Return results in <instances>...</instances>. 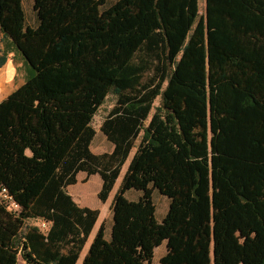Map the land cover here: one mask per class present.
I'll return each instance as SVG.
<instances>
[{
    "label": "trees",
    "instance_id": "obj_1",
    "mask_svg": "<svg viewBox=\"0 0 264 264\" xmlns=\"http://www.w3.org/2000/svg\"><path fill=\"white\" fill-rule=\"evenodd\" d=\"M0 0L27 69L0 102V264H75L97 217L77 173L111 198L80 264H264V0ZM3 62L0 58V64ZM111 150L90 151L91 121ZM158 105L153 108L155 99ZM127 191L139 197L129 201ZM167 199L160 221L151 194ZM48 222L44 236L38 226Z\"/></svg>",
    "mask_w": 264,
    "mask_h": 264
},
{
    "label": "crops",
    "instance_id": "obj_2",
    "mask_svg": "<svg viewBox=\"0 0 264 264\" xmlns=\"http://www.w3.org/2000/svg\"><path fill=\"white\" fill-rule=\"evenodd\" d=\"M21 4H22L24 14H25L26 25L31 27V28H35L37 26V19H36L34 12H33V9H32L33 0H21ZM28 7L30 8V21L29 22L27 20V12H26V10H27L26 8H28ZM1 57L3 59V62L0 64V102L5 100L10 94H12L16 89H18L19 87H21L24 84L26 77H27V73H28L22 58L18 54H16L14 52V50L8 44L5 46V44L3 43V36H2L1 31H0V58ZM107 145H108V151H105V152H109L111 150V147L109 146L108 143H107ZM90 151H91V149H90ZM101 153H104V152H101ZM101 153H98V154H101ZM93 176H97V175H93ZM93 176L85 177V175L83 173H77L75 176V180H76L75 184L68 186L66 189L67 194L70 196L72 202L75 204V206L77 208H86L90 211H96L97 212L96 220L94 221V224L92 225V227L88 233L86 241H85V243H84V245H83V247H82V249L78 255V259L76 260L75 264L81 263L83 257L85 256V254L87 252L89 244L91 243L93 237L95 236V234H96V232L100 226L103 227V238H104V240L105 241L109 240V233H110V227H111L109 205L111 202V198H112L113 194L115 193V192L114 193L112 192L114 185H113L112 190H111L110 195H109L110 198L108 196V198L106 199V201L104 203H101L98 201L100 203V205L98 207L95 205H91L89 203L91 195H88L89 193H86V190H84V186L89 184L91 177H93ZM85 178H86V180L83 183V189H81V188H78L77 190L73 189L75 186H77V184L80 183V181L84 180ZM97 184H98V189H96V188L93 189V193L95 194V197H96L97 191L99 190V187H100V180H99V182L97 181ZM138 197H139V194L137 193V194H135V196L133 198H131V199L129 198L127 200L135 201L138 199ZM103 205L107 206L106 211L104 212V215L107 217L106 218L107 221L104 223H103L104 215L102 217V215H100V210H99V209H103L102 208ZM160 218H162V216ZM160 220L161 219H159V221ZM39 224L40 223H38V222L37 223H34V222L28 223L29 226H38V227H39ZM50 227H51V224H49V228L46 232L42 230V232H43L42 234L44 236L48 233ZM161 245H164V243H162ZM157 248H155L153 250V257L155 255ZM164 253H165V249L158 251V253L156 254V258H157L156 260L157 261L154 264H158V260L164 255ZM153 257H152V259H153ZM19 263L24 264V262L21 258H19L18 264ZM150 264H152V260H151Z\"/></svg>",
    "mask_w": 264,
    "mask_h": 264
},
{
    "label": "rangeland",
    "instance_id": "obj_3",
    "mask_svg": "<svg viewBox=\"0 0 264 264\" xmlns=\"http://www.w3.org/2000/svg\"><path fill=\"white\" fill-rule=\"evenodd\" d=\"M113 1H115V0H106V4L109 5ZM203 5H204V0H197L198 15H202L203 14ZM26 9H27L26 10V12H27V20L29 22L30 21V8L28 7ZM114 101H115V99H114V97L112 95H107L105 97L102 105L96 110V113L94 114V116L92 118L91 127L94 130L95 135H94V138H93V140L91 142V148L90 149H91V152L93 154H98V153H101V152L108 151L107 142L99 134L98 127H99L101 121L107 115V113L110 110V108L113 106ZM158 101H159V99L157 98L153 102L152 110L150 111L149 115H151V113L153 112V108L158 105ZM126 165H127V161L122 166V168L120 170V173H119V176H118V178L115 181V184H114V187H113V191H112L113 193L116 192V190H117V188L119 186V183H120L121 177H122V175H123V173L125 171ZM85 180H86V178L84 180L80 181V183L77 184V186H75L73 189H76V190L78 188L83 189V183H84ZM97 181L99 182V179H98L97 176L91 177V180H90L89 184L84 186V190H86V193H89L88 195H91L89 203L91 205H95V206L98 207L100 205V203L98 202L97 198L95 197V194L93 193V189L94 188L98 189ZM135 194H137V192H135V191H127V192L124 193V197L126 199H129V198L131 199V198H133L135 196ZM109 198H110V196H109ZM151 200H152L154 208H155V219L157 221H159V219H161L160 217L161 216L163 217L165 212H166L167 199L165 197H162V196L158 195V193L156 191H153L152 194H151ZM102 208L103 209H99V210H100V215H102V217H103L107 206L103 205ZM106 218L107 217L104 215L103 223L107 221ZM162 249H165L164 245H161V246H159L156 249L155 255H154L153 259H152V264L156 263V261H157L156 260L157 259L156 258V254L158 253V251H160Z\"/></svg>",
    "mask_w": 264,
    "mask_h": 264
},
{
    "label": "built area",
    "instance_id": "obj_4",
    "mask_svg": "<svg viewBox=\"0 0 264 264\" xmlns=\"http://www.w3.org/2000/svg\"><path fill=\"white\" fill-rule=\"evenodd\" d=\"M0 196H1V201L9 208L11 209H15L17 210L18 209V206L17 204L13 201V199L7 194V191L5 189H2L1 190V193H0ZM39 227L41 230L43 231H47L48 228H49V223L48 222H41L39 224Z\"/></svg>",
    "mask_w": 264,
    "mask_h": 264
}]
</instances>
